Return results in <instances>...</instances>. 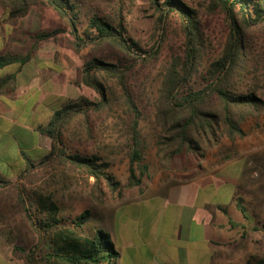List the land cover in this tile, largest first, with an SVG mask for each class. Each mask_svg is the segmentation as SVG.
<instances>
[{
  "label": "trees",
  "instance_id": "16d2710c",
  "mask_svg": "<svg viewBox=\"0 0 264 264\" xmlns=\"http://www.w3.org/2000/svg\"><path fill=\"white\" fill-rule=\"evenodd\" d=\"M157 1L154 0L156 6L162 8L159 20L174 15L184 41L181 54L171 58L154 100L155 157L160 169L183 173L189 178L197 177L205 172L202 163L206 148L217 146L224 139L230 142L244 139L246 132L242 124L264 116V75L261 80L255 75L249 78L252 84L244 92L236 89L252 74L245 34L251 27L264 25V0H205L211 13L224 16L227 36L220 56L204 70L207 46L198 12L181 0H162L161 4ZM38 5L56 11L68 30L55 28L36 33L34 42L24 54L0 56V67L18 60L20 64L29 61L41 42L57 41L62 34L69 35V44L75 52L85 48L95 53L107 49L113 61L92 55L82 64L75 85L92 90L97 98L92 101L82 96L56 108L47 124L38 129L50 141L49 150L36 162L23 158L25 169L16 178H24L38 167L56 164L92 178L90 196L98 204L105 201L104 188L116 196L122 189L141 191L143 180L149 176L150 165L140 133L143 113L128 89L127 79L135 63L145 61L148 53L128 36L121 16L114 23L93 12L85 24L80 25V8L73 0H0V6L8 10L10 20L25 17L31 7ZM112 84L121 89L129 119L124 184L110 171L108 161L99 155L72 152L64 142L65 133L78 119L83 123L85 134L91 137L90 116L107 108ZM231 157V154L225 155L219 164ZM8 185V181L0 178V189ZM16 187L22 211L37 235L33 247L14 246L15 254H19L26 264H109L117 258L118 253L106 232L97 229L91 237L76 232L89 220V210L66 220L60 216V208L52 195L37 191L28 194L22 186ZM238 210L247 220L240 204ZM260 230L264 232V223ZM245 264H264V260L249 255Z\"/></svg>",
  "mask_w": 264,
  "mask_h": 264
},
{
  "label": "rangeland",
  "instance_id": "374dc122",
  "mask_svg": "<svg viewBox=\"0 0 264 264\" xmlns=\"http://www.w3.org/2000/svg\"><path fill=\"white\" fill-rule=\"evenodd\" d=\"M73 1H76L80 8V25H84L87 17L93 12L100 13L114 23L121 16L128 36L138 42L141 48L148 53L145 55V61H138L133 66L127 79V86L143 113L140 133L146 147V160L150 165V172H153L159 168L154 147L157 130L153 122V105L162 76L171 58L175 54H181L183 48L184 39L179 29L178 19L171 14L159 20V12L162 8L157 7L154 0ZM181 1L199 14L207 46L203 58L202 70H204L222 52L227 36V23L222 14L211 13L207 9L205 0ZM162 2V0L157 1L159 4ZM31 8L32 10L35 8L43 18L41 27L44 31L55 28L68 30L66 22L59 18L52 8L44 5ZM69 41L68 34L58 36L55 41L67 56L70 53L75 54L76 61V68L72 73L73 84L69 88V96L63 97V102L82 96L94 101L97 97L92 90L75 85L78 71L92 55L113 61L111 53L107 49L95 53L90 48L75 52ZM245 48L252 74L243 79V84H238L236 89L240 93L252 84V79L249 78L253 75L259 80L263 78L264 25L251 27L246 31ZM149 56L154 57L148 58ZM125 112L121 89L112 84V95H110L107 108L99 114L90 116L91 137L85 134L81 119L75 121L64 135V142L72 152H79L83 155L95 154L108 161L111 164L110 171L121 184L125 183L127 176L126 152L129 119ZM242 128L246 132L244 139L234 142L224 139L217 146L206 148L203 162L210 168L214 164L221 165L219 164L220 160L225 155H232L227 161L234 160L235 163H232L223 175L236 179L242 174L239 180L237 205L242 206L247 219L245 223L239 224V229L245 228L248 233L244 252L247 257L255 255L264 260V232L260 230L264 223V116L247 120L242 124ZM19 136L17 133L14 135V153L18 148H21L25 159L32 162L31 158L37 151L25 150V148L35 145V137L33 134L23 135L22 138ZM8 153L10 155V152ZM20 168L18 166L11 168L6 165V162L0 165V178L9 182L8 186L0 189V264H26L19 254H15L14 246L27 249L33 247L37 242V235L28 223L19 204L16 185L22 186L28 194L37 191L52 195L60 208V216L66 220L78 216L84 210H89L91 213L89 220L81 229L76 230L83 236L91 237L93 231L97 229L108 233L114 223L116 224V221L114 222L116 216L112 219L114 222L112 223L101 213L105 204H109L117 198L116 194H112L104 188L105 201L103 204H98L90 196L92 178L54 164L48 167H38L30 175L17 179L15 175ZM21 169L24 170L25 167L22 166ZM127 190L129 189H122L121 193ZM117 204L111 203V207L114 208ZM144 205L140 204L138 208ZM118 214L119 212L117 216ZM238 218L240 219L242 216L238 215ZM113 262L114 260L109 264H113Z\"/></svg>",
  "mask_w": 264,
  "mask_h": 264
},
{
  "label": "crops",
  "instance_id": "0c3cea01",
  "mask_svg": "<svg viewBox=\"0 0 264 264\" xmlns=\"http://www.w3.org/2000/svg\"><path fill=\"white\" fill-rule=\"evenodd\" d=\"M7 13L0 6V56L24 54L44 31L43 18L35 8L15 20ZM75 68V54L67 56L55 41L41 42L23 64L0 67V165L25 167L23 149L14 153L15 133L34 135L35 145L25 148L37 151L32 161L46 154L50 141L38 129L69 96ZM233 161L210 168L203 162L205 172L191 178L158 168L141 191L129 189L105 204L103 216L117 217L106 232L118 253L113 264H245L248 233L239 229L246 220L238 218L237 205L242 174L223 175Z\"/></svg>",
  "mask_w": 264,
  "mask_h": 264
}]
</instances>
